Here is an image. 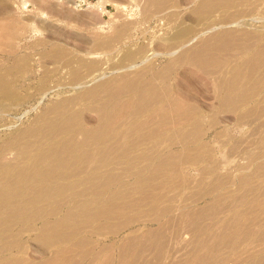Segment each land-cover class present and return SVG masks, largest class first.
Wrapping results in <instances>:
<instances>
[{
    "label": "bare ground",
    "instance_id": "6f19581e",
    "mask_svg": "<svg viewBox=\"0 0 264 264\" xmlns=\"http://www.w3.org/2000/svg\"><path fill=\"white\" fill-rule=\"evenodd\" d=\"M168 2L146 5L160 12ZM195 3L196 21L170 28L164 52L128 45L107 71L92 55L49 52L74 93L24 129L0 127V264H264V19L234 16L257 8L250 0ZM128 26L96 37V50L111 51ZM159 58L168 62L157 69ZM21 61L14 69L26 72ZM184 65L212 81L208 108L179 86ZM9 69L3 122L26 96ZM221 112L259 122L249 129L256 149L233 169L238 144L219 141Z\"/></svg>",
    "mask_w": 264,
    "mask_h": 264
},
{
    "label": "rangeland",
    "instance_id": "374dc122",
    "mask_svg": "<svg viewBox=\"0 0 264 264\" xmlns=\"http://www.w3.org/2000/svg\"><path fill=\"white\" fill-rule=\"evenodd\" d=\"M196 1L197 0H169L163 10L157 12L147 7L146 0H0V28L2 25L6 27V29H4L6 32L5 37H0V73L4 71L7 72V69L12 66L11 68L13 69L11 72L9 71L6 80L8 83L12 84L13 88L18 90L21 95H26L24 96V102H22L23 105H20L21 107L19 106L17 110L12 111L9 117H6L7 121H0V127H2L4 123L12 122L18 124L19 128L24 129L26 126L28 127L33 123L32 121L35 120L34 118H36L39 113L45 111L48 106L54 104L53 102H57L61 98L62 93V96H66L65 94L67 93L68 95L74 93L69 84H66V68L64 65L50 57L52 54L48 56L52 49L58 48L64 51L66 59L74 61L82 58L83 55L85 57H89V55L95 56V59L99 61V64H101L105 70L110 69L115 64V60L117 62L119 61V54L123 51L120 49H125L128 45L132 49L141 46L148 47L150 53L164 52L166 47H164V42L161 39L163 36L167 35V32L168 34L171 33V29L176 24L180 23L179 21H184L186 23H192L194 20L196 21V16L192 11ZM250 1L257 4V8L251 11L236 9L238 12H236L234 16L240 19L244 17L264 19V2L258 4L260 0ZM170 10L172 12H168L167 15L164 14ZM171 13L178 15L171 18ZM214 16L218 19L221 17L218 14H214ZM176 19L177 21L175 22ZM11 20L18 24H11ZM126 24L129 26L125 28L122 37L115 38L112 42V52L103 49L96 50L94 45L96 37H113L118 31L124 30ZM15 31H18L20 36H12ZM118 49L120 51H118ZM109 52L112 54H108ZM21 60L24 62L22 63ZM18 61H21L22 64H27L28 69L26 72L20 73L18 70L17 72L16 69H14ZM167 62L168 58H159L157 69H160ZM109 64L111 66H108ZM185 66L186 65H184V67ZM11 68L9 70H11ZM55 68H57L56 72L53 70ZM186 68H188V71L191 69L188 65ZM186 68L182 70V72H180L181 69L179 71L181 74L180 82L182 81L179 83L181 84L179 86H181V88L184 86L183 91L187 90V94H189L187 95L185 92L184 95H187L189 99H194V97H196L202 105L205 103V109L208 108L213 102V92L211 91L213 87L211 84L212 81L208 79L207 82L204 78L200 79V77H203L202 75L200 76V73L198 74L196 72V74L192 69L189 71L190 73H188ZM182 69L184 68L182 67ZM44 70L49 72V74L46 71L45 73ZM50 71L53 72L51 73ZM184 72L187 73L184 74ZM181 76H184L185 80H183ZM69 89L70 93L68 91ZM200 100L205 102L202 103ZM208 100H210L209 103ZM221 113L215 117V120L219 121L217 129H225L228 135L221 137L219 141L222 139L228 143V147H230L229 144H238V151L237 153L234 152L236 155L233 153L231 155V159L233 160V162L231 160V168L233 169L235 163H245L244 161H247L244 151L247 152L249 149H256L255 134H252L255 128L253 130L249 129L256 127L259 122L255 121L253 123L247 121L243 122L244 124L239 123L240 125H237L236 122L238 121L236 120L238 116L236 117V115L232 113L228 114V112H225V114ZM87 115L88 117L85 114L86 119H94V114L87 113ZM89 119L87 121H89ZM251 124H253V126ZM210 137L211 134L209 135V138ZM228 137H230V139H228ZM225 139H228V142ZM217 145L216 148L218 147ZM219 158L222 159L221 156ZM237 159L240 160L237 161ZM202 204L204 203L202 202L201 205ZM24 239L30 240L27 235ZM28 245L29 248H32L30 249L31 252L29 250L30 254H34L38 246L33 242H29ZM38 256L39 255H37V257Z\"/></svg>",
    "mask_w": 264,
    "mask_h": 264
}]
</instances>
